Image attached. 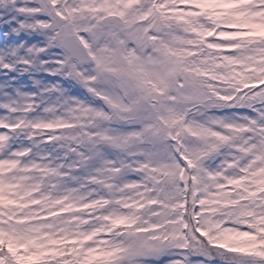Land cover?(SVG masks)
Wrapping results in <instances>:
<instances>
[{"label": "snow or ice", "instance_id": "6c2138e0", "mask_svg": "<svg viewBox=\"0 0 264 264\" xmlns=\"http://www.w3.org/2000/svg\"><path fill=\"white\" fill-rule=\"evenodd\" d=\"M0 264H264V0H0Z\"/></svg>", "mask_w": 264, "mask_h": 264}]
</instances>
